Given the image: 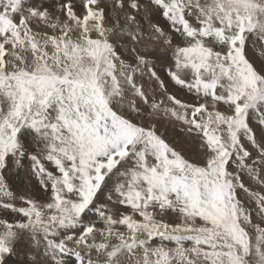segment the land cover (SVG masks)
<instances>
[{
    "label": "snow or ice",
    "instance_id": "1",
    "mask_svg": "<svg viewBox=\"0 0 264 264\" xmlns=\"http://www.w3.org/2000/svg\"><path fill=\"white\" fill-rule=\"evenodd\" d=\"M79 4L0 0V264H264V0Z\"/></svg>",
    "mask_w": 264,
    "mask_h": 264
},
{
    "label": "rangeland",
    "instance_id": "2",
    "mask_svg": "<svg viewBox=\"0 0 264 264\" xmlns=\"http://www.w3.org/2000/svg\"><path fill=\"white\" fill-rule=\"evenodd\" d=\"M79 1V0H78ZM261 49V45L257 42L256 47H249V55L253 59H255L258 63L262 59L261 55L259 54ZM169 60L167 57H160L157 60V67L158 69H165L168 64ZM165 67V68H164ZM164 71H161L163 73ZM144 85L149 91L151 92L153 89L156 90L157 95L159 94L158 86L154 85L152 81L145 79ZM168 89L170 92L175 93L178 97L183 98L185 100H191L192 97L184 90L179 89L178 86H174L170 81L168 82ZM179 92V93H178ZM184 126L181 125L179 122L174 121L172 119H161L158 123V130L159 132L163 133L164 136L168 139L172 136L173 143L177 144L184 153L189 157H195L197 155V145L198 140L195 137H190L183 131ZM15 173L14 178L8 180L10 188L13 187L14 182H16L20 187L14 188L11 190H18L19 193H16L20 196V193L26 196H31L37 198L38 200L43 201L45 199V193L41 190L39 184L36 182L35 179L31 178L27 169H13ZM13 174L8 175L7 177H11ZM255 187V185H253ZM0 216H5V213L0 212ZM15 259L19 260L20 257H16Z\"/></svg>",
    "mask_w": 264,
    "mask_h": 264
},
{
    "label": "bare ground",
    "instance_id": "3",
    "mask_svg": "<svg viewBox=\"0 0 264 264\" xmlns=\"http://www.w3.org/2000/svg\"><path fill=\"white\" fill-rule=\"evenodd\" d=\"M74 2L76 3V6H77V10L79 11L80 10V4H79V1L78 0H74ZM168 64V63H167ZM165 68V67H164ZM160 71H164L163 69H159ZM179 93V92H178ZM180 95H184V94H182V92H181V94H178V96H180ZM172 136H170L169 138H168V140L171 142L172 141ZM177 145V144H176ZM179 147V146H178ZM180 148V147H179ZM16 170H18V169H16ZM10 174H13V176H11V177H7V179L8 180H11V179H13L14 178V175H15V173L13 172V170L11 171V172H9L8 174H7V176L8 175H10ZM17 187H20L16 182H14V185H13V187H11L12 189H14V188H17ZM13 192L16 194V193H19L18 192V190H13ZM22 193V192H21ZM20 193V195H23V194H21ZM17 195V194H16ZM17 197H19L18 195H17ZM17 203H18V201H17ZM15 259V258H14Z\"/></svg>",
    "mask_w": 264,
    "mask_h": 264
},
{
    "label": "crops",
    "instance_id": "4",
    "mask_svg": "<svg viewBox=\"0 0 264 264\" xmlns=\"http://www.w3.org/2000/svg\"><path fill=\"white\" fill-rule=\"evenodd\" d=\"M144 82V81H143Z\"/></svg>",
    "mask_w": 264,
    "mask_h": 264
}]
</instances>
